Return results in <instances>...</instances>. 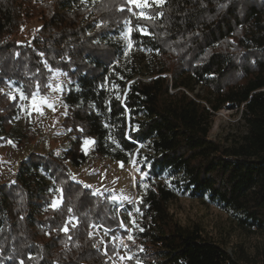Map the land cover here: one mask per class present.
Returning a JSON list of instances; mask_svg holds the SVG:
<instances>
[{
    "label": "trees",
    "instance_id": "1",
    "mask_svg": "<svg viewBox=\"0 0 264 264\" xmlns=\"http://www.w3.org/2000/svg\"><path fill=\"white\" fill-rule=\"evenodd\" d=\"M33 20L30 43H20ZM125 24L130 50L111 38ZM142 51L156 54L147 70ZM55 69L69 80L59 91L69 143L28 153L0 183V264L119 263L115 242L105 243L110 259L90 226L126 235V215L70 174L69 165L87 162L85 140L93 156L143 174L127 208L148 249L128 237L132 253L122 264H264V248L238 242L228 250L168 207L178 192L204 197L243 230L264 234V0H163L145 16L128 0H0V86L11 82L26 97L15 136L20 96L0 90V143L10 138L22 150L35 141L30 99L49 92ZM224 107L240 110L243 130L213 138Z\"/></svg>",
    "mask_w": 264,
    "mask_h": 264
},
{
    "label": "rangeland",
    "instance_id": "2",
    "mask_svg": "<svg viewBox=\"0 0 264 264\" xmlns=\"http://www.w3.org/2000/svg\"><path fill=\"white\" fill-rule=\"evenodd\" d=\"M91 2L93 0H86ZM129 4L136 7L138 15L145 16L146 8L153 5L161 4L160 0H149L148 6L140 7L139 0L133 2L128 0ZM39 27V23L33 20L23 25L21 31L16 36L20 43H30L32 39V31ZM130 29L129 24L123 25L118 32L111 34V38L119 41L130 50ZM140 32H145L140 27ZM144 59L142 65L145 70L156 62V54L152 51H142ZM137 77V76H135ZM142 79H149V74L141 76ZM49 84L51 86L46 95L37 96V101L41 98L47 100L53 105L49 107L43 105L39 110H36L31 102V110L34 111L37 123V137L34 142L27 144L24 149L19 150L15 147L13 141L9 138L0 143V183L2 181L12 180L16 172L19 161L26 157L32 151L39 153H59V151L68 145V138L60 126L62 105L59 91L63 84H68L64 72L61 70H53L49 75ZM0 90L13 96L15 93L20 96L19 110L15 119L13 134H17L22 130L25 118V99L21 98L19 89L8 82L5 86H0ZM194 92L203 94L204 89L200 83L194 84ZM24 96V95H23ZM240 110H231L222 108L216 112L210 135L213 138H221L225 135L238 134L243 130V125L240 119ZM85 150V145H84ZM91 143L86 146L85 152L88 154L87 162L81 166L74 167L69 165V170L72 178L83 185L91 188L94 193L106 194L107 198L116 205L117 212H123L128 221L122 222V228L126 230V235L120 233L110 234V229L98 228L97 231L90 226V233L98 238L101 243L98 248L103 252L105 243L114 241L116 244L115 251L118 259V264H122L123 260L128 258L132 249L129 247L125 239L132 237V241L140 245V248L148 249L143 241V236L137 231V228L132 225L130 212L127 208L128 204H133L137 198L139 188L138 184H143V174L136 173L133 164H123L120 161H114L109 158H99L90 154ZM48 179V178H47ZM164 180V178H159ZM60 202L58 195L52 199V205H57ZM169 210L177 221L182 225H190L198 223L205 232L215 237L216 239L225 242L228 250L235 243H242L250 252H254L257 248H264V234L257 232H248L237 225L235 216L231 211L207 201L204 197H193L184 192H178L177 196L169 202ZM71 223L75 222V218L69 219ZM106 228V227H105ZM124 240V242H122ZM107 252V250H106ZM104 253V252H103ZM105 254V253H104ZM108 254V253H107ZM106 254V255H107ZM109 255V254H108ZM108 258H112L111 256Z\"/></svg>",
    "mask_w": 264,
    "mask_h": 264
},
{
    "label": "snow or ice",
    "instance_id": "3",
    "mask_svg": "<svg viewBox=\"0 0 264 264\" xmlns=\"http://www.w3.org/2000/svg\"><path fill=\"white\" fill-rule=\"evenodd\" d=\"M133 2H137V0H133ZM160 2H163V0H160ZM149 0H139V6L140 7H145L148 6ZM148 19H151V17H146ZM21 98L22 99H26V97L23 96V94H21ZM31 102L33 107L36 110H39L40 107H42L43 105H47L49 107H53V105L47 100V98H41L39 101H37V96L35 94L32 95L31 97ZM90 143V141L85 140L84 141V145H85V150H86V146ZM53 207H55V205H53ZM133 224H135V220L132 221ZM65 231H67V228L65 227L64 229ZM129 239H132V237L130 236Z\"/></svg>",
    "mask_w": 264,
    "mask_h": 264
},
{
    "label": "built area",
    "instance_id": "4",
    "mask_svg": "<svg viewBox=\"0 0 264 264\" xmlns=\"http://www.w3.org/2000/svg\"><path fill=\"white\" fill-rule=\"evenodd\" d=\"M93 228L97 231L98 228H103V226H102L101 224H99V223H95V224H93ZM104 229H107V228L104 227ZM122 242H124V240H123ZM103 252H104L105 254H107V252H106L105 249L103 250ZM107 255H108V254H107ZM108 256L110 257V255H108ZM115 264H118V263H115Z\"/></svg>",
    "mask_w": 264,
    "mask_h": 264
},
{
    "label": "water",
    "instance_id": "5",
    "mask_svg": "<svg viewBox=\"0 0 264 264\" xmlns=\"http://www.w3.org/2000/svg\"><path fill=\"white\" fill-rule=\"evenodd\" d=\"M137 77H133L130 82L134 81ZM146 80V79H145ZM141 145L138 146V148H140ZM136 158V154L134 153L133 156H132V159H135Z\"/></svg>",
    "mask_w": 264,
    "mask_h": 264
}]
</instances>
